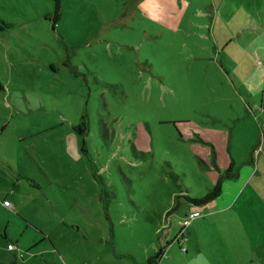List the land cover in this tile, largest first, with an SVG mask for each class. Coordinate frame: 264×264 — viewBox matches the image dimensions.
I'll use <instances>...</instances> for the list:
<instances>
[{
  "label": "rangeland",
  "instance_id": "rangeland-1",
  "mask_svg": "<svg viewBox=\"0 0 264 264\" xmlns=\"http://www.w3.org/2000/svg\"><path fill=\"white\" fill-rule=\"evenodd\" d=\"M59 1L55 22V0H0V153L17 170L0 164V264H141L180 233L178 264H228L214 221L187 233L205 205L185 197L214 187L208 141L220 161L253 105L264 0Z\"/></svg>",
  "mask_w": 264,
  "mask_h": 264
},
{
  "label": "crops",
  "instance_id": "crops-1",
  "mask_svg": "<svg viewBox=\"0 0 264 264\" xmlns=\"http://www.w3.org/2000/svg\"><path fill=\"white\" fill-rule=\"evenodd\" d=\"M261 52V47L258 45L248 49V55L254 57V64L250 66L254 84L246 89L253 105L245 103V106L248 107V110L245 108V117L236 119V121L243 120V125L235 122L230 132L227 153L223 152L220 161L215 141L213 139L208 141L214 147L213 152L216 153L218 168L214 169L218 170L222 176L233 164V173H237V175L224 180L221 195L204 206L201 213L203 217L195 220L198 222L190 226L191 231L187 230V233L192 235L200 221H214L211 222L210 227L214 229L217 238L220 237V241L223 243L221 245L230 254L228 264H264V69L260 63L264 61V54ZM2 97L5 101L9 99L6 91L0 93V102ZM13 102L17 105L16 101ZM5 140L4 132H0V148ZM0 164L4 167L8 166L13 174H17L13 162L4 159L2 153H0ZM35 164L37 165L36 162ZM194 212L199 211H192V213ZM219 224L220 226H231L232 224L235 227L232 239L229 236L230 233H224ZM180 235H184V242L178 243L179 247L176 252H173L172 244L174 243L169 244L160 264H178L188 259V257H184L185 259L181 260L180 255L183 253L185 256L191 255L190 246L182 245H185V241H187L186 235L184 233H180ZM218 244L219 242H215L212 248H217ZM160 249L161 247L153 252H147L142 258L141 264H146L149 257L155 255ZM212 254L217 257L215 250H212ZM194 255L195 257L189 264H215L209 258H207L208 263L205 261V263H199L198 253L195 252ZM213 259L218 260V258Z\"/></svg>",
  "mask_w": 264,
  "mask_h": 264
},
{
  "label": "trees",
  "instance_id": "trees-1",
  "mask_svg": "<svg viewBox=\"0 0 264 264\" xmlns=\"http://www.w3.org/2000/svg\"><path fill=\"white\" fill-rule=\"evenodd\" d=\"M56 1V6H55V13H54V17H55V22L59 21L60 20V17H61V4H60V1L59 0H55ZM4 24L3 26H6V28H10L12 27L11 24L9 23H6L2 20H0V27L1 25ZM5 92V88L0 80V93H4ZM76 131L79 133V135L81 136H86L87 132H88V119H87V116H83L82 117V121H81V124L78 125ZM84 149L87 147V144L86 142L84 141ZM214 156H213V159H212V165L215 167V168H218V165H217V158H216V153L215 151L213 152ZM172 179L177 182L178 181V177L177 175H175L174 173H170ZM237 173H233V164L230 165V167L227 169V171L225 172V174H223L217 181V183L215 184V186L209 190V192L204 196L202 197L201 199H193V198H190V197H185L187 201L195 204V205H206L210 202H212L213 200H215L216 198H218L221 193H222V189H223V182L225 179L227 178H232L234 176H236ZM176 209V208H175ZM165 251H166V247L164 248H161L155 255L149 257V259L147 260V263L146 264H160V261L162 260L164 254H165Z\"/></svg>",
  "mask_w": 264,
  "mask_h": 264
},
{
  "label": "built area",
  "instance_id": "built-area-1",
  "mask_svg": "<svg viewBox=\"0 0 264 264\" xmlns=\"http://www.w3.org/2000/svg\"><path fill=\"white\" fill-rule=\"evenodd\" d=\"M258 152V151H257ZM256 152V153H257ZM4 205L5 206H9V203L7 201L4 202ZM200 216H202L201 213L199 212H194V213H191L189 217L186 218V220L184 221V226L186 227L187 225L190 224V222L193 220V219H196V218H199ZM9 250H14V245L10 244L9 245Z\"/></svg>",
  "mask_w": 264,
  "mask_h": 264
}]
</instances>
